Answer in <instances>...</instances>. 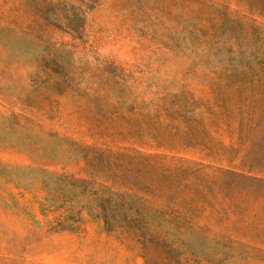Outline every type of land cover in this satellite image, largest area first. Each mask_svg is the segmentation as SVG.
Here are the masks:
<instances>
[{"label":"rangeland","instance_id":"rangeland-1","mask_svg":"<svg viewBox=\"0 0 264 264\" xmlns=\"http://www.w3.org/2000/svg\"><path fill=\"white\" fill-rule=\"evenodd\" d=\"M0 264H264V0H0Z\"/></svg>","mask_w":264,"mask_h":264}]
</instances>
